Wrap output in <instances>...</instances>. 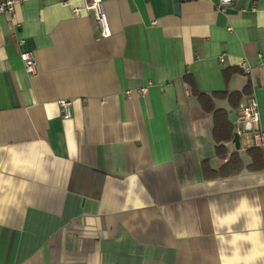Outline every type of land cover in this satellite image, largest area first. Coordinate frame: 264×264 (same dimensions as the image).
<instances>
[{
  "label": "crops",
  "instance_id": "obj_1",
  "mask_svg": "<svg viewBox=\"0 0 264 264\" xmlns=\"http://www.w3.org/2000/svg\"><path fill=\"white\" fill-rule=\"evenodd\" d=\"M219 3L102 0L109 36L84 0L0 12V264H264V147L229 98L264 128V0Z\"/></svg>",
  "mask_w": 264,
  "mask_h": 264
},
{
  "label": "built area",
  "instance_id": "obj_2",
  "mask_svg": "<svg viewBox=\"0 0 264 264\" xmlns=\"http://www.w3.org/2000/svg\"><path fill=\"white\" fill-rule=\"evenodd\" d=\"M85 8L95 12L96 18L103 26V35L109 36L111 29L107 19V15L102 11V0H84ZM232 0H220L219 8L225 9L227 4H230ZM15 0H0V12L11 13L14 10ZM76 14L81 12L80 7H75ZM25 69L31 75L37 73L36 57L31 51H26L21 54ZM221 61H224V57L221 56ZM60 106L63 110L64 118L71 117V101L61 100ZM260 105L255 97H249L242 101L239 105V113L237 119V131L244 137L247 146L264 147V128L260 123Z\"/></svg>",
  "mask_w": 264,
  "mask_h": 264
},
{
  "label": "trees",
  "instance_id": "obj_3",
  "mask_svg": "<svg viewBox=\"0 0 264 264\" xmlns=\"http://www.w3.org/2000/svg\"><path fill=\"white\" fill-rule=\"evenodd\" d=\"M228 70L226 72V74L228 75ZM250 85L245 88L244 92H248L250 90ZM241 92H235V93H231L229 95V98L231 101H235V104L240 105L241 101V97H242ZM216 134H217V138H218V142L220 143V141H223L224 139H228L232 137V132H231V125H222L220 126L219 124H217V128H216ZM250 152L253 151V153L259 154L260 158L262 159L263 157L261 156V152L259 150V147H253L251 149H249ZM217 152L220 156V158L226 159L228 152L226 150V148L219 144V146L217 147ZM242 170V164H241V159L239 158V156L237 155V153H234L230 156L229 160H227L225 163H223V165H221L220 167V171L222 174L224 175H231V174H237Z\"/></svg>",
  "mask_w": 264,
  "mask_h": 264
},
{
  "label": "water",
  "instance_id": "obj_4",
  "mask_svg": "<svg viewBox=\"0 0 264 264\" xmlns=\"http://www.w3.org/2000/svg\"><path fill=\"white\" fill-rule=\"evenodd\" d=\"M230 118L233 122H237V119H238V114L237 112H233L231 115H230ZM234 142H235V146L237 149H240L241 148V135L239 134L238 131L234 132Z\"/></svg>",
  "mask_w": 264,
  "mask_h": 264
}]
</instances>
